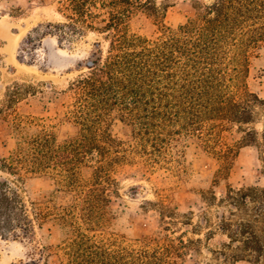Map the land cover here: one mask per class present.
I'll return each instance as SVG.
<instances>
[{
	"label": "rangeland",
	"instance_id": "374dc122",
	"mask_svg": "<svg viewBox=\"0 0 264 264\" xmlns=\"http://www.w3.org/2000/svg\"><path fill=\"white\" fill-rule=\"evenodd\" d=\"M153 1L164 8L163 23L175 28L193 16L196 1L213 0ZM62 2L0 0V177L20 188L32 218L26 233L0 237V264H69L70 241L79 233L102 238L112 248L113 239L133 248L165 245L172 239L179 264H264V208L256 209L264 205V104L254 107L250 123H229L207 136L212 148L195 135L181 134L160 152L145 143V153L137 146L131 124L109 121V131L121 141L126 158L113 166L103 218L96 222L100 212L95 209L92 219L100 224L94 226L85 224L82 208L95 187L91 178L96 156L77 166L80 182L72 187L61 182L63 176L55 168L26 173L23 180L4 170L2 159L17 141L13 121L44 124L59 143L76 134L64 116L72 101L68 86L87 73L88 60L104 56L108 49V32L82 25L76 33L57 29L58 23L67 22L60 11ZM98 12L107 16L105 9ZM96 21V27L103 25L100 18ZM126 26L147 38L160 34L159 25L141 12ZM246 83L264 100V43L249 50ZM13 90L17 98L7 103ZM225 152L230 162L223 168ZM248 187L262 189L263 202L248 201L233 210L227 193ZM38 211H47V218L35 216ZM257 213L261 214L255 217ZM222 215L233 223L252 221L263 246L260 256L239 249L241 241H230L222 229Z\"/></svg>",
	"mask_w": 264,
	"mask_h": 264
},
{
	"label": "trees",
	"instance_id": "16d2710c",
	"mask_svg": "<svg viewBox=\"0 0 264 264\" xmlns=\"http://www.w3.org/2000/svg\"><path fill=\"white\" fill-rule=\"evenodd\" d=\"M194 8L185 23L171 28L163 23L164 8L153 0H63L60 11L67 22L58 23L57 29L76 33L82 25L108 32V49L68 86L72 101L64 116L76 134L59 143L44 124L13 121L17 141L11 154L2 159L4 170L23 180L26 173L55 168L63 176L61 182L72 187L80 182L77 166L96 156L91 178L95 187L82 208L85 224L94 226L100 224L92 219L95 209L100 212L96 222L103 218L113 166L126 158L121 141L109 131L112 119L132 125L137 146L145 153H149L145 143L160 152L181 134L195 135L212 148L207 136L229 123H250L254 107L264 104L246 83L249 50L264 43V0L196 1ZM99 9H105L107 16L102 17ZM138 12L159 25V35L147 38L127 29V20ZM98 18L101 27L95 26ZM17 92H9L7 103L17 98ZM229 156V152L221 153L223 168ZM261 191L257 187L230 189L227 198L233 210H238L248 201L262 203ZM46 212L35 216L45 220ZM221 218L230 241H241L239 249L260 256L263 246L252 221L233 223L225 215ZM31 219L20 188L0 177V237L26 233ZM108 245L102 238L79 233L70 241L69 264H179L172 239L154 247L133 248L115 239L113 248Z\"/></svg>",
	"mask_w": 264,
	"mask_h": 264
},
{
	"label": "water",
	"instance_id": "95a60500",
	"mask_svg": "<svg viewBox=\"0 0 264 264\" xmlns=\"http://www.w3.org/2000/svg\"><path fill=\"white\" fill-rule=\"evenodd\" d=\"M90 64H92V60L87 61V65H90Z\"/></svg>",
	"mask_w": 264,
	"mask_h": 264
}]
</instances>
